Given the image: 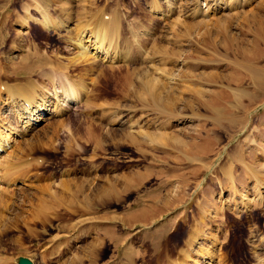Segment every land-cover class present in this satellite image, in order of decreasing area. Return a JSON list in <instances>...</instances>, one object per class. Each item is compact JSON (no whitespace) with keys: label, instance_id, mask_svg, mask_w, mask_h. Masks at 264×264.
Wrapping results in <instances>:
<instances>
[{"label":"rangeland","instance_id":"rangeland-1","mask_svg":"<svg viewBox=\"0 0 264 264\" xmlns=\"http://www.w3.org/2000/svg\"><path fill=\"white\" fill-rule=\"evenodd\" d=\"M102 14L122 24L105 26L121 46L110 39L115 59L85 65L90 105L73 104L5 151L33 147L21 158L27 173L0 183V257L264 264V0H0V77L5 65L40 78L21 72L36 53L65 63L76 23ZM45 15L69 27L44 29ZM136 28L143 37L130 43ZM230 245L243 247L241 260Z\"/></svg>","mask_w":264,"mask_h":264},{"label":"bare ground","instance_id":"bare-ground-1","mask_svg":"<svg viewBox=\"0 0 264 264\" xmlns=\"http://www.w3.org/2000/svg\"><path fill=\"white\" fill-rule=\"evenodd\" d=\"M171 8H174V7H171ZM62 10H64V9H62ZM169 10H171V9H169ZM97 14H99V12H97ZM67 15H69V14H67ZM104 15L102 14L100 21H98L100 18H98V20H97L96 19L97 17H95V19L97 20L96 25L93 24V22L91 23L94 26H91L90 23L89 24H80V25H77L80 22L76 23L75 26L77 28V32L74 31V33L76 32V35H74L71 38H70V35L67 36L70 38V41H71L70 44H72L74 46L73 48H76V51L74 54L70 55L68 58L65 57L66 58V62L64 61L65 63L61 64V62H60L61 60H59V59L62 57H57L56 59L59 60L58 62H55L54 65L47 66V63H45V60H46L45 56L41 53H36V54H34V56H32V58L34 60L29 62V64H31V66H29V67L25 66L27 64L24 65L23 62L21 61V69H24V70L20 69L21 72H23V71L33 72L35 70H38L37 72H38V75L40 78H33L35 75H33L32 73L29 75L21 76V77H18L17 75H13L12 72L17 73V69H19V67L16 68V66L14 67L15 69L13 71L10 70V72L8 74L9 69L7 71L5 65H1V70H2L1 72L5 74V75L4 74H2V75L5 76L4 78H6V79H3L0 77V183H1V185H2V183L7 184V185H10L11 182L15 183L17 180L21 179V176H23V174L27 171V168L29 169V167H27L29 162H25L27 160V158H25V161H22L21 158L23 157V155H22L23 153L26 155L27 153H29L28 149H32L33 147L31 145H28V144L24 145L23 143L22 144L20 143L19 146L17 145L16 149L14 148L15 149L14 151H12L9 154L8 153L6 154L5 151L7 150V147H11V141L17 139L18 136L24 138V136L28 135L29 132L36 127L35 125H38L40 122L45 121L47 119H55V122L58 121L61 123V121H63L64 119H61L58 116H60V115L62 116L63 114L66 113L67 110L74 107L73 104L79 103V102H82L83 100H85V98L83 96H85L88 93V90L90 88L88 85L95 80L94 75H92V73H90L88 71V69H87V67H85V65L93 66V64L96 61H98V59H105L106 57H109L111 55H112L111 57H113L115 59L116 54L114 52L112 54V52H111L112 50L110 51L107 45L108 44L110 45V44H112V42L113 43L115 42L114 41V39H115L114 34H116V33L113 34L114 36H112V33L114 31L115 26L120 31L121 27L118 26L120 22L117 25L116 24L117 21L115 19H113L115 22L111 20L110 22H112V24L111 23L108 24L109 21L107 22V19L105 18L106 22H107V25H106L103 20H104V17H107V16H104ZM116 15H119V14H116ZM48 16H49V14H48ZM94 16H97V15H94ZM50 17L51 16H49V18ZM57 17H60V16H57ZM69 17H68V19H69ZM109 17L110 16H108V19H109ZM111 17H113V16H111ZM163 17H165V15ZM49 18L45 15L44 18H42L43 20L40 21V24L42 23V25L45 27L44 29H52V28L59 29V28L69 27L68 24L66 23L67 21L65 22L66 19L64 20L62 17H61L62 18L61 20L58 18L59 20H55V21L51 20L52 18L51 19H49ZM71 18H72V16H71ZM118 18L120 19V17H118ZM93 21H94V19H93ZM178 21H180V20L177 19L176 22H178ZM23 24L24 23H22V25ZM110 24L113 27V31L111 33H110V30L106 28L107 26L109 27ZM111 25H110V28H112ZM129 27H130V24H129ZM130 28H129V30H130ZM73 29H74V27H73ZM146 31H147V29H146ZM72 32H73V30H72ZM115 32H116V30H115ZM118 33L116 36H118ZM131 33H132V31H131ZM140 33H141V29L136 28V30L134 31V34L132 33L133 34L132 39L128 42H130V43L135 42V41H133L134 40L133 38H136V37L139 38ZM141 35H143V33H141ZM113 37H114V39H112ZM141 37H143V36H141ZM126 38L127 37H125V40H126ZM66 39H68V38H66ZM107 39H109V41H110L109 43H108ZM110 39H112L113 41ZM118 39H119V37H118ZM121 40H123V39L121 38ZM114 44L116 46H117V44L120 45L119 42L117 44L116 43H114ZM114 44H113V46H114ZM113 46H111V47H113ZM125 47L127 48L130 46L126 45ZM114 49L117 51L116 47ZM130 49H131V47H130ZM24 50H26V49H24ZM118 51L120 53V51H122V50L118 49ZM122 52H124V51H122ZM116 53H118V52H116ZM125 55H127V54H123L122 57H124ZM140 55H141V53H140ZM21 56H23V55L21 54ZM117 56H118V54H117ZM27 57L28 56L25 54V58H27ZM125 57L127 58V56H125ZM19 58H20V54H18V56H17V54H13L11 57V60L15 61V59H19ZM109 60H110V57H109ZM10 64H11L10 66H12V68H13L14 64L13 63H10ZM126 65H128V64H126ZM6 66H7V64H6ZM78 66H81V67H78ZM151 67H152V65H151ZM76 69L82 70V72H75ZM87 80H88V82H86ZM88 95L89 94H87V96ZM87 100H85L84 103H87ZM89 102L90 101L88 100V105H90V103H91V102L90 103ZM76 106H77V104H76ZM7 108L10 111V115H4V111ZM57 119H60V120H57ZM61 130H63V131L66 130L65 124H62ZM6 186H4L2 189L7 191ZM3 194L4 193L0 192V200H3V197H4ZM249 227H250V225H249ZM249 230H250V233L254 232L253 229H249ZM249 230H248V232H249ZM196 236L197 235H195V237ZM233 236L235 237V235H233ZM192 237L195 238L194 236H192ZM193 238L190 239V247H191V245H193V241H194ZM261 239L264 240V236ZM229 240L231 241L233 239H229ZM260 245H262V244H260ZM230 247L232 250H236V251H237L236 248L239 249L237 256L241 260V256L243 253V249H242L243 247L240 245H230ZM199 250H202L204 252L206 251L205 249L204 250L202 249V246L199 247ZM191 253H192L191 248L184 250L182 252L183 258L181 261L187 260V258L191 255ZM176 261H175V264H180V261H178L179 263H177ZM12 263H13L12 260H10L8 258L0 257V264H12ZM183 263L184 262H181V264H183Z\"/></svg>","mask_w":264,"mask_h":264},{"label":"water","instance_id":"water-1","mask_svg":"<svg viewBox=\"0 0 264 264\" xmlns=\"http://www.w3.org/2000/svg\"><path fill=\"white\" fill-rule=\"evenodd\" d=\"M16 262L19 264H34L33 260L25 257V256H19L16 258Z\"/></svg>","mask_w":264,"mask_h":264},{"label":"crops","instance_id":"crops-1","mask_svg":"<svg viewBox=\"0 0 264 264\" xmlns=\"http://www.w3.org/2000/svg\"><path fill=\"white\" fill-rule=\"evenodd\" d=\"M245 131V130H244Z\"/></svg>","mask_w":264,"mask_h":264}]
</instances>
